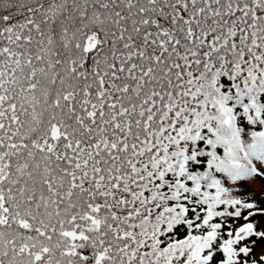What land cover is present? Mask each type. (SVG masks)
<instances>
[{"label":"snow or ice","instance_id":"6c2138e0","mask_svg":"<svg viewBox=\"0 0 264 264\" xmlns=\"http://www.w3.org/2000/svg\"><path fill=\"white\" fill-rule=\"evenodd\" d=\"M0 264H264V0H0Z\"/></svg>","mask_w":264,"mask_h":264}]
</instances>
